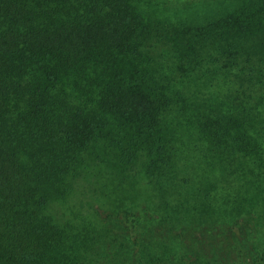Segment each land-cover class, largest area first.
I'll return each mask as SVG.
<instances>
[{
    "label": "trees",
    "instance_id": "16d2710c",
    "mask_svg": "<svg viewBox=\"0 0 264 264\" xmlns=\"http://www.w3.org/2000/svg\"><path fill=\"white\" fill-rule=\"evenodd\" d=\"M0 264H264V0H0Z\"/></svg>",
    "mask_w": 264,
    "mask_h": 264
},
{
    "label": "rangeland",
    "instance_id": "374dc122",
    "mask_svg": "<svg viewBox=\"0 0 264 264\" xmlns=\"http://www.w3.org/2000/svg\"><path fill=\"white\" fill-rule=\"evenodd\" d=\"M170 2V1H169ZM162 1H156L152 4H149L150 10L153 11L156 15L161 17L162 19L166 21H176L179 17H191L195 14H201L203 11L206 10L205 3L200 2H173L171 4H163ZM98 170L95 169L92 173V182H82V184H79L76 189L74 190V198L73 201H71L72 208L74 209V213H77L79 210L78 203H83L84 209L83 213L89 209L88 204L95 201V205H98L102 209H99L100 212H103L104 210H108L109 208L113 207L114 204H120L114 203L112 200L123 196L126 192H121L116 184L117 183H111L110 180L107 178H102L99 180V177L97 175ZM103 174L105 177L107 176L108 169H103ZM87 181H91L90 177L86 178ZM100 191L103 193V197L100 194ZM131 192L130 194H137V198H142L144 195L139 190H132L128 191ZM150 194V193H149ZM122 204V203H121ZM65 209V208H64ZM69 216H72V214H68Z\"/></svg>",
    "mask_w": 264,
    "mask_h": 264
}]
</instances>
